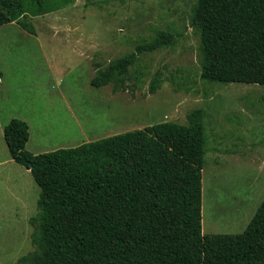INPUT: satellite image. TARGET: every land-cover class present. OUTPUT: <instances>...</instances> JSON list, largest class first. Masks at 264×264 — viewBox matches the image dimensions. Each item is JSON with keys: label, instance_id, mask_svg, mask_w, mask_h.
Listing matches in <instances>:
<instances>
[{"label": "rangeland", "instance_id": "obj_1", "mask_svg": "<svg viewBox=\"0 0 264 264\" xmlns=\"http://www.w3.org/2000/svg\"><path fill=\"white\" fill-rule=\"evenodd\" d=\"M195 1L76 0L32 18L34 36L16 23L0 26V120H26L30 149L42 154L163 122L187 125L200 109L202 234L237 235L264 199V87L201 79L199 33L190 26ZM159 31L173 42L137 55L122 90L90 86L96 64L133 53ZM156 72L161 84L148 95ZM3 154L9 159L5 147ZM28 179L17 177L1 194L0 264H17L33 250L28 220L39 188Z\"/></svg>", "mask_w": 264, "mask_h": 264}, {"label": "trees", "instance_id": "obj_2", "mask_svg": "<svg viewBox=\"0 0 264 264\" xmlns=\"http://www.w3.org/2000/svg\"><path fill=\"white\" fill-rule=\"evenodd\" d=\"M75 1L0 0V26L16 23L34 36L32 18ZM190 26L199 33L202 80L264 87V0H196ZM173 40L159 31L133 53L96 64L90 86H123L137 55ZM160 84L156 72L148 95ZM3 140L39 188L28 220L33 250L17 264H264V199L241 234H202L200 109L187 125L163 122L49 153L26 149L29 130L19 119L4 127Z\"/></svg>", "mask_w": 264, "mask_h": 264}, {"label": "crops", "instance_id": "obj_3", "mask_svg": "<svg viewBox=\"0 0 264 264\" xmlns=\"http://www.w3.org/2000/svg\"><path fill=\"white\" fill-rule=\"evenodd\" d=\"M1 80H2V77L0 78V85H1ZM11 119H13V118L12 117L7 118V120H5L4 122H2L0 120V199H1L2 192L3 193L5 192V195L7 193L9 195L11 188L16 187V178L17 177H22V178L26 179L27 182L30 184L29 179H28V174H30V172L28 170H26L25 168L15 164L10 159L9 154H7L9 159H7V157H5L3 154L4 147L7 149L5 142L3 140V129ZM21 120H23V119H21ZM23 121L27 122L26 120H23ZM28 130H29V140L26 144V149L29 150V152H32L33 154L40 153L43 150H39V148H37L38 149L37 152H33V150L30 149V145H31L30 127H28ZM30 176H31V174H30ZM31 178H32V176H31ZM32 180H33V178H32ZM31 185H32V183H31Z\"/></svg>", "mask_w": 264, "mask_h": 264}]
</instances>
